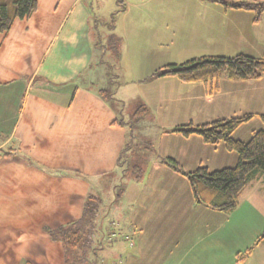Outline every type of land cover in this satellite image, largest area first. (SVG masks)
Instances as JSON below:
<instances>
[{"label":"crops","instance_id":"crops-1","mask_svg":"<svg viewBox=\"0 0 264 264\" xmlns=\"http://www.w3.org/2000/svg\"><path fill=\"white\" fill-rule=\"evenodd\" d=\"M117 1L98 0L100 8L110 6L95 17L111 15ZM123 1L114 30L124 56L113 50L110 58L123 61L125 71L130 64L131 80L113 85L118 88L113 94L126 101L134 96L136 109L140 104L148 108L131 125L123 119V125L114 123L122 109L101 95L109 88L95 86L103 77L90 75L105 54L92 23L95 0H37L30 18L16 19L0 32V264H63L62 244L51 240L45 227L81 216L91 176L120 175L117 158L130 137L128 164L140 165L142 175L123 186L120 202L101 218L103 232L95 251L87 254L90 262L238 264L242 240L264 227L262 175L245 187L234 211L222 213L197 203L187 177L163 161L172 158L185 170L236 165L238 155L223 143L212 145L197 134L172 130L253 113L234 133L248 140L254 130H264V75L247 81L222 76L184 82L169 75L144 80L160 66L201 55L263 57L264 12L254 22L252 11L193 0L199 8L191 22L181 6L185 0ZM138 61L140 68L131 65ZM140 126L144 135L137 132ZM138 138L146 145L129 159ZM235 230L240 243L229 239Z\"/></svg>","mask_w":264,"mask_h":264},{"label":"trees","instance_id":"trees-1","mask_svg":"<svg viewBox=\"0 0 264 264\" xmlns=\"http://www.w3.org/2000/svg\"><path fill=\"white\" fill-rule=\"evenodd\" d=\"M210 1L218 2L224 8L252 11L254 22H258L264 12V0ZM117 3L118 7L111 13L110 19L106 23L111 30L112 48L116 52L120 38L114 33V29L117 16L125 8L123 0H118ZM36 10L37 0H0V32L9 30L16 19L30 18ZM167 75L176 76L184 82L217 81L222 76L232 80H257L264 75V56L257 57L244 53L233 56L207 54L180 63L165 64L150 74L151 77ZM101 92L105 98L110 97L105 89H102ZM147 111L146 105L140 104L135 111L136 121L143 119ZM253 116V113H246L200 124L187 123L172 130L184 135L197 134L206 143L212 145L223 143L227 150L235 151L238 155L236 165L215 170H210L207 166L185 170L176 160L163 158V161L173 170L187 177L197 203L215 211L230 213L239 206L240 197L245 187L259 175L264 177V130H254L246 141L234 137L235 131ZM114 123L124 124L121 119L114 120ZM132 144L133 139L130 137L119 153L117 167H121L122 171L133 169L131 175L139 179L142 175L141 166L138 164L129 166L128 164L127 152L132 148ZM125 163H127L126 166H124ZM123 193V189L117 191L116 198L120 199ZM101 204L102 199L90 191L85 197L81 216L77 220L53 228L45 227L51 240L62 244L63 264H95L89 261L87 254L89 250L95 251L94 242L99 232H103ZM262 240H264V231L254 245H258ZM254 245L237 253V261H245L252 253Z\"/></svg>","mask_w":264,"mask_h":264},{"label":"rangeland","instance_id":"rangeland-1","mask_svg":"<svg viewBox=\"0 0 264 264\" xmlns=\"http://www.w3.org/2000/svg\"><path fill=\"white\" fill-rule=\"evenodd\" d=\"M167 1L170 4H173L175 2L179 3L178 0H167ZM182 1H184V0H181L180 2H182ZM185 1H187V2H183V4H181V6L185 5V10L188 11L190 21L193 22L194 20L197 19V14H198L197 9L199 7L196 5V3L193 2V0H185ZM189 1H192V3H190ZM99 4L100 3L98 2V0H95V2H93V5H92V10H93L92 23L94 25V30H96V32L99 36L96 38L98 40L101 39L103 41L102 44L105 46V48L103 46H101L105 52L104 58H103L104 63L102 64L100 62V64H99V63H97V61H95L93 63L94 66L92 65V67L90 69V75L92 76V79L96 78L98 76H102L103 78H105V75H106L105 72H108V74H109L108 75V81H109L108 86L105 84L106 79H103V78L101 80L102 82H98V80H97V82H95L96 83L95 86L98 89H100V88H107L108 89L109 88L110 102L113 103V105L115 107H116V105H118L122 109L121 113L117 114V117H119V119H123L125 122L128 123V125H131V121L135 118L134 113L136 111V107H135V105H136L135 103L137 101L136 98H134V96H131L132 100L126 101V99L124 97H122L120 95L113 94V92L118 89L115 87H120L121 85L125 86L127 84V82L130 83V80H131L129 78V77H131V75L129 74V72H131V70L129 69L130 64L126 65L127 71H125V68H124L125 66L123 65V61H121L120 63H117V62H114L113 60H111L110 56L112 55V51H113L111 39H110L111 30L109 29L108 25L106 24L110 19V15L104 14L105 16L100 15V17H99V14H98V16L95 17V15H96L97 11H99V9H101V12L104 11L103 13L107 12L110 4L107 2L103 5L102 8L99 7ZM110 9H113V7ZM114 33L117 35L118 31L114 30ZM98 45L100 46V44H98ZM176 48L177 49L174 52L175 53L180 52L178 45L176 46ZM122 51H123V44H122V41H119L118 52L124 56V54L121 53ZM155 52L157 53V51H155ZM129 57H130V54H129ZM131 65L135 68H140V62L139 61L132 63ZM141 73H142L141 69L138 70V75H141ZM136 75H137V72L135 71L134 76H136ZM153 78L154 77H151L149 75L144 80L150 81ZM80 83H83V82L81 81ZM113 85H115V87H113ZM111 94L113 96H111ZM130 94H133V92ZM143 124L144 123H142V125ZM257 125L258 124H255L254 127H258ZM128 129L131 132V128L128 127ZM138 131L140 132V135L141 134L144 135L145 131H144V129H142V126L137 128V132ZM245 132H247V131H245ZM145 145L146 144L144 142V139L142 140V138H138L137 144H135L134 148H133L134 153H131L129 155V159L135 158L136 157L135 153L138 151V149L144 148ZM63 151H64V153H67L68 150L63 149ZM231 152L236 153L235 151H231ZM132 170L133 169H131V170L128 169L126 171H122V172H120V175H119V173L116 174L114 172H109L106 175L101 176V177L91 176V178H92L91 179V192L98 195L102 199V204L100 205V212L102 215H104V214L108 215V213L111 212L114 209V207H116V204H118L120 202V200L116 198L117 191H120V189H123V186H127V183L133 179V176L131 175ZM92 180H93V182H92ZM102 215H101V218H102ZM253 225H257V223L251 224L250 226L253 227ZM263 226H264V223H263ZM104 230L106 231L105 228H104ZM263 231H264V227L261 228L259 230V232H256V234L251 235L248 238V240H242L243 244H240L241 250H245L247 247L254 245V243L256 242L258 237L263 233ZM238 233L239 232L235 230L234 233L229 235V239L231 242L240 243ZM126 238H129V237L127 236ZM97 259L98 258H95L96 261H97ZM238 264H264V240H262L258 245H256V246L254 245L253 252H252L249 259L247 258L244 262L241 261Z\"/></svg>","mask_w":264,"mask_h":264}]
</instances>
